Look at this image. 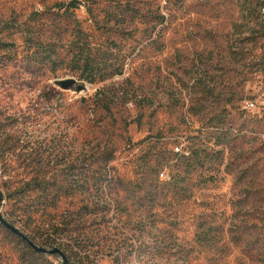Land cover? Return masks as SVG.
I'll return each mask as SVG.
<instances>
[{
	"label": "rangeland",
	"instance_id": "rangeland-1",
	"mask_svg": "<svg viewBox=\"0 0 264 264\" xmlns=\"http://www.w3.org/2000/svg\"><path fill=\"white\" fill-rule=\"evenodd\" d=\"M70 1L0 0L3 217L70 264H264V0H79L66 21ZM0 264L63 259L0 223Z\"/></svg>",
	"mask_w": 264,
	"mask_h": 264
},
{
	"label": "trees",
	"instance_id": "trees-1",
	"mask_svg": "<svg viewBox=\"0 0 264 264\" xmlns=\"http://www.w3.org/2000/svg\"><path fill=\"white\" fill-rule=\"evenodd\" d=\"M81 6H82L81 1L72 0L69 3H57L56 5H54L53 9L59 10V12L57 14H59L60 17L65 18L66 21H71V18L75 14L74 12L76 10H79L81 8ZM70 12H72V13H70ZM88 13L92 14V11L90 10V8H88ZM36 14L40 20L41 15L39 13H36ZM165 21H166L165 18H162V23H165ZM11 24H12L11 22L7 23L8 29L12 26ZM61 30H63L64 33H66V32H68L69 28H66L65 30L64 29H61ZM73 31L77 34L74 41L71 43V45L73 44L75 46V49H76V51H75L76 55H74V70L80 71L82 76H85L86 80L89 83L95 84L96 83V78H95L96 75L94 74V72L99 71V70L101 71L100 64L97 63V60L94 57H91L89 51L85 50V45L81 42L82 39L80 36L82 31L77 27H75ZM62 32L60 33V35H63ZM29 35H32L31 31H27V37H26V41L28 40L27 43H31L33 41V38L32 37L29 38ZM49 47H50L51 52L48 53L47 57L43 56V58H41V56H39L37 54L34 57V61L37 63H40V64L50 63L52 71L54 72L55 68H56V64H57V61L53 60V57L55 56V54H57L56 45H54L53 48H52V45H48L45 48H49ZM46 60H48V61H46ZM103 78H105V77H103ZM231 143H232V141L226 140V137H225V139L219 141V143H217L216 146L222 147L224 144L231 145ZM222 151H218L216 154L222 155V153H223ZM189 154L190 155L188 156L187 159L189 160V162H192V166H194V165L195 166H200V165L203 166V164L207 161V156L209 155L208 151L206 152L205 150H201L200 147H198V145H195V144L191 146ZM177 155L178 154L171 155L170 157H167V158H163L159 162V164H157V166L161 167V168L170 167L171 162L177 161V159H176ZM174 167H177V165H174ZM159 173L160 172L157 171V176L159 175ZM187 180L188 179L184 175H182L181 170H180V171H178V175H176V178H174V181L172 182V186L174 188H178L182 184L186 183ZM28 246H29V244H28ZM31 249H33V248H31ZM36 253L41 254L38 252H36Z\"/></svg>",
	"mask_w": 264,
	"mask_h": 264
},
{
	"label": "water",
	"instance_id": "water-1",
	"mask_svg": "<svg viewBox=\"0 0 264 264\" xmlns=\"http://www.w3.org/2000/svg\"><path fill=\"white\" fill-rule=\"evenodd\" d=\"M55 84L61 89L67 90V91H75L78 93L87 91V87L83 85L82 83L76 81L75 79L57 80ZM2 203H3V197L0 191V223L4 227H6L8 230H10L15 235L22 238L24 241H26L29 244V246L33 248L36 252L45 254V255H58L63 259V264H70L66 255L61 249L55 248L53 250H48L46 248L39 247L34 242H32L25 234H23L17 227L10 224L2 215Z\"/></svg>",
	"mask_w": 264,
	"mask_h": 264
},
{
	"label": "built area",
	"instance_id": "built-area-1",
	"mask_svg": "<svg viewBox=\"0 0 264 264\" xmlns=\"http://www.w3.org/2000/svg\"><path fill=\"white\" fill-rule=\"evenodd\" d=\"M254 107H255V105H254L253 103H250V104L248 105V108H254ZM176 151H177V152H180V149L177 148ZM161 178H163V179H165V180H169V177H168V176L166 177L165 174H161Z\"/></svg>",
	"mask_w": 264,
	"mask_h": 264
}]
</instances>
